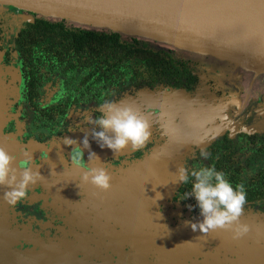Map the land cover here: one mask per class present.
<instances>
[{"label": "flooded vegetation", "instance_id": "flooded-vegetation-1", "mask_svg": "<svg viewBox=\"0 0 264 264\" xmlns=\"http://www.w3.org/2000/svg\"><path fill=\"white\" fill-rule=\"evenodd\" d=\"M46 23L0 4V148L13 158L18 179L24 160L41 175L14 205L4 201L7 189L0 186V264H264V95L248 100L235 127L231 113L240 107L231 108L229 86L198 60L162 49L169 70L123 71L107 57L83 54L75 40L60 44ZM165 91L221 104L224 117L211 131L180 133L172 151H151L169 140V130L160 128L169 111L150 105L133 109L149 125L141 148L114 155L92 139L87 117L102 115L104 101L120 106ZM85 133V167L105 168L112 190L82 180L85 167L69 160L74 146L62 138L79 143ZM89 150L99 160L88 159ZM180 166H213L233 186L243 185L239 219L249 231L238 239L228 230L192 231L184 222L202 217L194 198L183 199L191 179L175 182Z\"/></svg>", "mask_w": 264, "mask_h": 264}, {"label": "water", "instance_id": "water-1", "mask_svg": "<svg viewBox=\"0 0 264 264\" xmlns=\"http://www.w3.org/2000/svg\"><path fill=\"white\" fill-rule=\"evenodd\" d=\"M52 21L193 51L264 84V0H0ZM191 101V100H190Z\"/></svg>", "mask_w": 264, "mask_h": 264}, {"label": "clouds", "instance_id": "clouds-1", "mask_svg": "<svg viewBox=\"0 0 264 264\" xmlns=\"http://www.w3.org/2000/svg\"><path fill=\"white\" fill-rule=\"evenodd\" d=\"M100 108L103 114L87 117V123L94 125L91 128V136L101 149L107 147L117 155L125 148L139 149L145 144L149 136V125L141 114L131 107H121L110 100L104 101ZM62 142L66 146H74L69 153L70 162L74 166L85 167L81 145L83 149L90 148L88 134L85 133L79 143L71 137H63ZM200 155L205 159L208 156L206 152H201ZM93 157L99 160L97 155L89 150L88 159ZM12 159L0 148V186H6L3 199L9 205L23 199L27 194V187L41 178L37 170H32L31 161L24 160L19 165L21 171L18 179L16 168L11 166ZM110 179L103 167H85L82 176L85 182L105 191L111 187ZM190 179L191 191L185 192L183 199L189 196L194 198L195 207L202 217L195 222H184L192 231L199 229L201 233L207 234L210 230H228L231 231L233 239H238L249 231L248 225L241 223L239 219L245 204L243 185L233 186L224 173L217 171L213 166L194 169L180 166L176 169L175 182L187 184ZM155 196L156 200L159 199L160 193L156 192Z\"/></svg>", "mask_w": 264, "mask_h": 264}, {"label": "rangeland", "instance_id": "rangeland-1", "mask_svg": "<svg viewBox=\"0 0 264 264\" xmlns=\"http://www.w3.org/2000/svg\"><path fill=\"white\" fill-rule=\"evenodd\" d=\"M173 53L179 57L198 60L200 65L202 67L204 66L207 70L209 76L213 75L215 76L214 80L219 83H226L229 86V90L234 96L231 100V108L237 109L240 107L238 110L231 113V124L235 127H237L236 119L247 108L248 100L251 97L255 100H262V95H264V84L261 83L252 72L238 70L235 67H231L229 62L215 57L207 58L206 56L196 54V52L193 51H179L175 48ZM147 94V97L140 102H122L120 106H128L134 110H137L138 108L139 111H141L144 106L150 105L154 108L157 107L162 112L164 110L169 111L168 120L165 121V124L160 123L158 118L156 119V121L160 123V128L165 131L169 130V140L158 148H152L151 151H172L174 141L179 137L180 133L183 135L185 133V137H190L192 134L196 135L197 131H211L215 126L219 125V121L224 117L223 111L225 107H221V104H214L218 108L209 106L210 104L208 103L205 106V101L200 98L199 100L202 103L200 102L197 104V97H193L190 101L184 97L181 92L165 91L162 94H154V96L152 94L149 95V93ZM204 98L208 99L207 97ZM219 109L221 112L217 114ZM237 111H240L239 115ZM252 126H254V122L246 124L244 128L248 129ZM151 155H153V153ZM161 160L162 159H159V161ZM113 188L114 187H111L110 189L112 190Z\"/></svg>", "mask_w": 264, "mask_h": 264}, {"label": "trees", "instance_id": "trees-1", "mask_svg": "<svg viewBox=\"0 0 264 264\" xmlns=\"http://www.w3.org/2000/svg\"><path fill=\"white\" fill-rule=\"evenodd\" d=\"M36 15L38 18L46 20V25L48 23L51 25L53 36L58 37L60 44L73 43L75 40L83 54L96 56L97 59L107 57L106 62L112 65H121L119 68L123 71L169 70L164 63L162 64L163 57L166 55L159 53V50L162 49L171 50L169 48H154L147 42L137 38L123 37L115 32L83 29L67 24L63 20L52 21L46 17ZM170 66L173 67V64ZM141 76L145 75L141 73Z\"/></svg>", "mask_w": 264, "mask_h": 264}]
</instances>
